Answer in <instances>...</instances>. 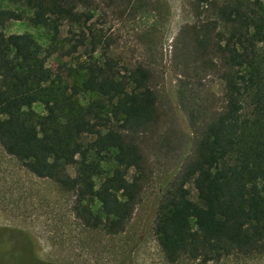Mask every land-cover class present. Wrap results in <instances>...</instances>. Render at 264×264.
Here are the masks:
<instances>
[{"label": "trees", "instance_id": "1", "mask_svg": "<svg viewBox=\"0 0 264 264\" xmlns=\"http://www.w3.org/2000/svg\"><path fill=\"white\" fill-rule=\"evenodd\" d=\"M10 1L32 15L0 8V26L28 20L48 30L50 43L44 50L31 34L0 32V145L73 193L74 216L86 227L124 233L149 179L141 138L161 113L153 72L115 59L95 19L114 7L139 13L143 0ZM197 1L199 16L211 18L194 27L196 48L223 94L194 157L161 198L155 235L168 264L256 260L264 258L263 0ZM49 55L79 59L82 81L49 68ZM105 160L114 168L100 180Z\"/></svg>", "mask_w": 264, "mask_h": 264}, {"label": "rangeland", "instance_id": "2", "mask_svg": "<svg viewBox=\"0 0 264 264\" xmlns=\"http://www.w3.org/2000/svg\"><path fill=\"white\" fill-rule=\"evenodd\" d=\"M0 8L32 15L27 6L10 0H0ZM140 10L121 16L124 7H114L95 19L112 38L115 59L126 66L143 64L153 72L161 113L158 126L141 138L149 179L126 231L111 235L86 227L74 216L73 193L29 172L0 145V264H168L155 235L160 201L194 157L203 121L219 107L223 82L203 69L196 48L194 27L211 18L209 13L199 16L197 0H143ZM0 32L31 34L44 50L50 43L48 30L28 20L0 26ZM78 60L49 55L47 66L67 81L80 82ZM34 109L45 113L41 103ZM113 168L107 160L102 162L100 180ZM69 170L75 177V169ZM221 264H264V258Z\"/></svg>", "mask_w": 264, "mask_h": 264}]
</instances>
